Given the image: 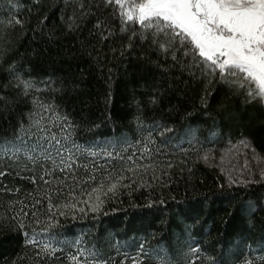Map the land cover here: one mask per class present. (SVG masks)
<instances>
[{
	"label": "snow or ice",
	"instance_id": "1",
	"mask_svg": "<svg viewBox=\"0 0 264 264\" xmlns=\"http://www.w3.org/2000/svg\"><path fill=\"white\" fill-rule=\"evenodd\" d=\"M9 11L23 0H8ZM27 10L36 17L21 19L13 15L0 21L3 30L19 29L16 38L0 44V197L9 200L0 204V231L9 224L8 233L23 239L25 247L35 249L34 264H55L66 250L71 264H116L106 255L101 241L86 247L81 238L58 239L53 231L61 226V219L107 215L103 211L109 199L123 190L160 189V195L149 199L148 208L166 206L164 188H170L173 169L180 178L187 169L191 182L195 162H174L177 152L186 154L183 144L196 149L199 162L210 164L212 149L204 143L224 142L229 152L243 149L257 157L253 142L254 130H249L244 114L259 112L264 116V0H28ZM26 7V5H25ZM4 38L0 36V41ZM75 41L65 49L62 41ZM23 48V52L20 51ZM87 65L69 75L36 73L35 61L52 49ZM14 58L9 60V56ZM18 57L19 59H16ZM6 65V66H5ZM132 68V72L129 68ZM122 69V71H121ZM97 70L105 86L102 122L114 123L108 112L117 86L116 73L127 80L137 77L132 100L135 111L133 136L118 135L97 141L82 136L94 133L102 125L81 114L77 120L74 110L65 106L66 96L81 91L85 73ZM106 71V75H104ZM224 93L215 106L213 101ZM176 103H173V100ZM238 101L241 107H230ZM85 105L87 101H82ZM151 111L153 116H146ZM199 112L212 121L209 140L194 121ZM183 122V123H181ZM179 124L183 136L177 135ZM238 125L242 131L233 132ZM264 130V119L258 125ZM182 139V143H177ZM264 158V154L260 155ZM12 176L21 182L9 185L3 181ZM216 195L229 203L238 201L235 212L229 215L234 231L256 228V220L264 213V197L247 194L252 186H264V166L257 169L245 161L243 170H222ZM203 183L204 181H198ZM244 195H241V192ZM205 201H197L203 205ZM163 210V209H161ZM203 211L188 205L184 215L196 219L201 228L207 223L193 213ZM239 217V220H237ZM182 223V221H181ZM227 223V222H224ZM264 229V218L261 219ZM188 233L187 252L183 264H197L202 249L194 240L197 233ZM41 237V239H38ZM46 238V239H44ZM264 246V239L260 241ZM139 250L145 256L144 245ZM120 254V249H116ZM119 264H126V253ZM157 264H174L166 249L156 253ZM216 264L214 257H209ZM15 264V262H13ZM132 264L142 261L132 258ZM244 264H253L246 260Z\"/></svg>",
	"mask_w": 264,
	"mask_h": 264
},
{
	"label": "trees",
	"instance_id": "2",
	"mask_svg": "<svg viewBox=\"0 0 264 264\" xmlns=\"http://www.w3.org/2000/svg\"><path fill=\"white\" fill-rule=\"evenodd\" d=\"M26 5V7H25ZM8 0H0V21H6L13 15H19L21 19L31 18L32 23H36V17L29 12L27 8L31 7L28 0H23V3L18 7H12L9 11ZM19 29L13 32L11 29L3 30L0 25V36L4 39L0 44L4 46L8 42L14 40L18 35ZM75 41L70 39L62 41L65 49ZM23 52V48H20ZM9 56L8 59H13ZM19 59L18 57H15ZM36 73L41 78H47L44 73H55L59 76L69 75L72 72H77V65L80 68H87V65L71 59L70 56H65L62 52L58 53L54 48L35 61ZM6 66V65H5ZM122 71V69H121ZM132 72V68H129ZM4 73L0 72V77ZM106 75V71L104 73ZM85 79L79 85L81 91L78 98L75 96L65 97V106L69 111L74 110V116L77 120L81 114L88 116L90 119L101 123V127L94 133H88L82 136L81 143L85 139L94 138L97 141H104L118 135L133 136L135 124L132 123L133 112L135 111L134 102L132 100L133 91L135 90L137 99L141 98V89L137 87V77L130 76L127 80L116 73L117 86L113 92L111 102L108 104V112L111 114L114 123L102 122L101 115L104 113L105 104L103 102L102 93L105 91L103 80L100 78L101 73L97 70L94 74L88 75L85 73ZM224 98V93L217 95L213 101V115L216 116L217 123H223L222 117L216 115V103ZM82 101H87L85 105ZM177 101L174 99L173 103ZM230 107L240 108L238 101L230 102ZM154 113L146 112V116L151 117ZM249 116H252L251 124L255 135L253 142L257 147L258 160L264 165V158H260L264 154V130L259 129L258 125L264 116L259 112L252 113L249 110L248 114H244L245 122ZM194 121L207 120L208 124H199L204 130V136H208L209 140L215 138L208 132V127L212 121L207 116L200 115L199 112L192 118ZM183 123V122H181ZM177 127V135L183 136V129L179 124ZM233 132L242 131L238 125L232 126ZM182 139L177 143H182ZM187 153H180L173 157L174 162L187 160L188 167H192L195 162L194 174L191 182L186 183L189 179L187 169L184 171V178H180L178 168L173 169V180L170 188H164V196L169 194L176 197V201L168 200L166 206L157 205L156 208L146 207L149 199H155L160 195V189L150 192L149 190L133 191L129 195L128 190H123L116 198L106 201L103 211L107 215H99L98 218H93L92 214L88 217L72 219H61V226L53 231L57 234L58 239L74 240L81 238L86 247H91L101 241H110L103 245V250L106 255L114 257L116 264L125 259L124 253L129 259L126 264H132V258L142 261V264H157L156 253L159 249H166L169 257L174 261V264H183L184 253L187 252L186 241L188 233L183 232L185 226H188L190 232L197 233L194 240L199 241L201 251V259L197 264H212L209 257H214L216 264H244L246 260H251L253 264H264V246L260 241L264 239V229H262L261 219L264 218V213L256 220V228L249 233L246 228H239L234 231L230 212H235L238 201L228 202L227 199H222L216 195V187L220 181V173L226 171L224 161L228 163L237 157L245 154L241 148L239 152L233 150L229 152L230 147L224 142L204 143V149H212L214 159L210 164L199 162L196 149L200 145L190 147L187 143L183 144ZM247 157H252V167L257 169L258 165L255 157L251 152L245 154ZM236 162V161H235ZM245 162V161H244ZM251 167V166H250ZM204 181L199 183L198 181ZM4 183L16 185L21 182L14 179L12 176L7 177ZM247 194L253 197H264V186H252L247 190ZM244 195V192H241ZM9 197H0V204L6 203ZM197 201H205L203 205H197ZM188 205H196L198 209L203 211L193 213V217L197 215L200 221L206 220L207 223L201 228L200 223L196 219L186 218L184 211ZM163 209V210H161ZM5 209L0 207V214H3ZM239 220V217H237ZM182 221V223H181ZM227 222V223H224ZM9 224L3 226V231H0V264H34L35 249L25 247L22 237L17 239L15 233H8ZM41 239V237H38ZM46 239V238H44ZM143 243L145 256L139 250V245ZM120 249V254H117L116 249ZM61 255L60 260L55 264H71L69 252L66 250Z\"/></svg>",
	"mask_w": 264,
	"mask_h": 264
},
{
	"label": "rangeland",
	"instance_id": "3",
	"mask_svg": "<svg viewBox=\"0 0 264 264\" xmlns=\"http://www.w3.org/2000/svg\"><path fill=\"white\" fill-rule=\"evenodd\" d=\"M252 159H253L252 157H249V156L247 157L245 154H243L242 156L237 157L236 159H234L233 161H229L228 163H226V161H224L225 162L224 163L225 169L226 170H228V169H234L236 171V173L239 174V172L241 170H243V166L245 164L244 161H247L248 162V166L249 167L251 166V168H253L252 167V164H251V160ZM254 159H256V162H257L258 167L264 166L262 163L259 162V160H258L257 157H255Z\"/></svg>",
	"mask_w": 264,
	"mask_h": 264
}]
</instances>
